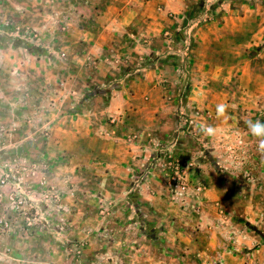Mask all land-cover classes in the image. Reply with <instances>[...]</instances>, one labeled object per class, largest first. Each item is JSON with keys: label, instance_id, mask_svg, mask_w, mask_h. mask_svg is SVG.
Wrapping results in <instances>:
<instances>
[{"label": "crops", "instance_id": "0c3cea01", "mask_svg": "<svg viewBox=\"0 0 264 264\" xmlns=\"http://www.w3.org/2000/svg\"><path fill=\"white\" fill-rule=\"evenodd\" d=\"M202 1H2L0 28L6 25L8 31L19 27L22 33L28 29L39 34L34 43L39 49L36 53V48L16 45L12 34L7 38L5 32H0V111L5 117L17 119V127H22L17 128L16 137L12 136L14 143L38 149L31 153V157L35 155L38 174L55 181L54 192L62 201L52 207L57 214L61 209L65 211L68 225L66 235L60 237L56 232L53 235L56 246L61 247L65 240L72 242L75 229H80L83 237L84 230L89 228L88 172L103 162L91 158L90 149L102 143L100 140H107L100 134L110 130L109 120L116 121L114 129L120 133L118 143L107 144L113 150V164L116 170L124 169L126 175L121 174L120 178L130 181L136 180L131 168L141 165V157L146 158L142 150L148 152L151 148L148 137L153 135L152 129L155 127L163 136L171 130L172 109L167 108L164 90L175 80L173 70L180 64L167 52L170 45L174 46L167 35L177 33L176 22L187 24L185 31H190L194 41V76L200 77L197 71L204 69L238 65L250 68L249 49L259 46L264 39V32H244L242 28L249 17L250 5L242 2L241 10L237 11L236 2L230 0L229 11L221 18L215 10L218 0ZM203 17L209 23L191 32ZM219 17L225 24L215 28L221 23ZM234 21L241 24L239 29L232 26ZM167 30L170 32L166 34ZM41 49L47 52L42 53ZM63 52L65 60L60 58ZM222 53L233 57L235 54L239 59L237 65L228 66V60L220 58ZM26 117L30 118L28 125L23 120ZM46 129L49 134L47 143H43L40 134ZM135 132L143 140H126ZM30 133L36 134L29 141L25 134ZM4 143L7 147L8 141ZM78 178L82 183L74 187ZM57 182H62L63 188ZM21 191L29 194L24 188ZM29 195L36 201L34 206H40L42 194L34 191ZM2 207L0 218L11 223L12 234L0 239L8 237L11 246V238H17L21 231L13 224L16 218L9 219L12 215L5 214ZM241 217L242 223L233 211L229 217L233 228L215 232H206L199 226L205 224L204 218L193 217V228L185 229L186 235H181V255L178 254L181 264H264V212L249 201L247 214ZM33 230L35 235L33 232L25 235L27 244H35L47 233L42 225ZM22 257L21 253L9 255L17 261Z\"/></svg>", "mask_w": 264, "mask_h": 264}, {"label": "rangeland", "instance_id": "374dc122", "mask_svg": "<svg viewBox=\"0 0 264 264\" xmlns=\"http://www.w3.org/2000/svg\"><path fill=\"white\" fill-rule=\"evenodd\" d=\"M229 1L218 0L214 4L221 18L229 11ZM233 1L237 11L241 10L242 2L250 5L249 17L242 27L244 32H264V0ZM220 20L215 28L225 24L224 19ZM208 23L203 17L191 32ZM176 25L177 33L167 35L174 44L167 52L180 64L173 63L176 78L164 90L167 108L172 109L171 130L165 136L155 127L151 130L153 135L148 137L151 148L148 152L142 150L146 158L141 157V165L131 168L136 180L130 181L121 179V174L126 175L124 169L116 170L113 164V150L107 144L118 143L120 133L114 129L116 121L108 119L110 130L100 134L107 140H100L102 143L93 144L90 149V157L103 162L88 172L89 228L84 230L83 237L80 229H75L72 242L65 240L61 247L56 246L53 235L56 232L63 237L68 225L65 211L61 209L57 214L52 207L53 203L62 201L54 192L55 181L38 174L35 155L31 157L38 149L16 145L12 138L16 137L17 128L22 127H17V119L5 117L0 111V207L4 206L5 214L10 212L9 219L16 218L13 224L21 231L17 238H11V246L8 237L0 239V264H181L178 257L181 235H186L185 229L193 228V217L204 218L205 224L199 226L206 232H215L233 228L229 220L233 211L244 222L241 215L247 214L249 201L264 212V128L260 133L253 131L257 122L264 125V39L259 46L249 49L250 68L238 65L204 69L198 70L200 77H196L192 61L194 41L190 31H185L187 24L176 22ZM240 25L237 21L232 24L235 29ZM6 28L9 27L3 25L0 32L12 37L13 43L36 48L39 53L34 45L37 32L30 30L35 34L32 36L28 29L22 33L19 27L12 31ZM224 54L220 58H226L228 66L237 65L239 59L235 54L234 57ZM60 58L65 60L64 52ZM217 74L220 76L216 77ZM221 105L222 113L218 112ZM23 120L28 125L30 118ZM35 134L25 137L30 141ZM48 134L47 129L40 134L43 143H47ZM110 136L113 139H108ZM134 139L141 140L142 136L138 133L137 137L135 132L126 137V140ZM2 180L6 181L4 186ZM81 183L78 178L73 185L80 187ZM57 184L63 188L62 182ZM21 188L29 194L39 191L40 206L35 207L36 201L28 198L30 195L26 196ZM41 225L47 233L43 237L39 233L38 242L27 244L25 235H31L30 232L35 235L36 231L31 230ZM11 229V223L0 218V237L12 234ZM15 253L23 254L22 260L9 258Z\"/></svg>", "mask_w": 264, "mask_h": 264}, {"label": "clouds", "instance_id": "9594fccd", "mask_svg": "<svg viewBox=\"0 0 264 264\" xmlns=\"http://www.w3.org/2000/svg\"><path fill=\"white\" fill-rule=\"evenodd\" d=\"M224 111V106L221 105L218 107V112L222 113ZM262 128H264V125H261L259 122H257L254 126H253V131L255 133H260ZM262 147H264V145H262Z\"/></svg>", "mask_w": 264, "mask_h": 264}, {"label": "built area", "instance_id": "2783aa9c", "mask_svg": "<svg viewBox=\"0 0 264 264\" xmlns=\"http://www.w3.org/2000/svg\"><path fill=\"white\" fill-rule=\"evenodd\" d=\"M28 32H29V34L32 35V36L35 35L34 32L32 33V31H30V30H29ZM5 184H6V181H5V180H2V181H1V185L4 186ZM4 225L7 226L6 224H4Z\"/></svg>", "mask_w": 264, "mask_h": 264}]
</instances>
